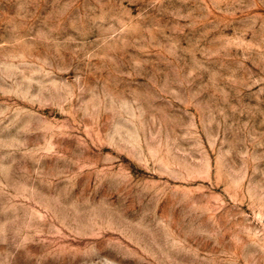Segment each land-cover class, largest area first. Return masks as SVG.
Wrapping results in <instances>:
<instances>
[{
    "label": "rangeland",
    "instance_id": "1",
    "mask_svg": "<svg viewBox=\"0 0 264 264\" xmlns=\"http://www.w3.org/2000/svg\"><path fill=\"white\" fill-rule=\"evenodd\" d=\"M0 264H264V0H0Z\"/></svg>",
    "mask_w": 264,
    "mask_h": 264
}]
</instances>
